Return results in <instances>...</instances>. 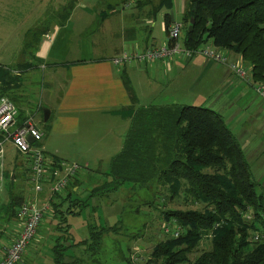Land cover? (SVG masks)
<instances>
[{"label":"trees","instance_id":"obj_1","mask_svg":"<svg viewBox=\"0 0 264 264\" xmlns=\"http://www.w3.org/2000/svg\"><path fill=\"white\" fill-rule=\"evenodd\" d=\"M188 2L183 14V45L198 49L211 41L215 47L239 55L251 67L255 82L264 83V0ZM172 5L171 0H161L153 13ZM68 13L66 7L61 15ZM192 19L195 23L190 32ZM165 20L167 32L172 18L166 14ZM33 66L29 60L14 68L0 65V98L12 99L21 87L22 75ZM127 88L130 90L128 82ZM23 117L20 110L19 125ZM105 175L111 180L96 188L97 194L132 184L165 189L171 202L184 195L185 200L201 205V209L162 211L167 224L181 227V233L156 243L143 264H264V193L258 192L246 153L220 113L190 105L137 108L124 147ZM4 179L9 181L10 192L6 204L0 205V221L19 219L23 190H16L15 174L4 172ZM73 187L52 200L54 217L62 215L59 230L66 223L60 207L71 202ZM73 205L66 212L79 214L81 210L72 209ZM66 228L68 232L69 226ZM117 230V226H89L88 249L97 253L103 235ZM205 240L210 247L200 250ZM66 249L60 243L54 246V264H78L66 262ZM127 262L136 264L131 259Z\"/></svg>","mask_w":264,"mask_h":264},{"label":"crops","instance_id":"obj_2","mask_svg":"<svg viewBox=\"0 0 264 264\" xmlns=\"http://www.w3.org/2000/svg\"><path fill=\"white\" fill-rule=\"evenodd\" d=\"M86 1L62 0L51 16H48L49 9L44 10V18H37V24L27 30L20 51L24 53L29 36L35 39V54L29 58L34 66L28 71L41 69L44 73V99L50 109L48 121L55 116L51 125L46 126L49 138L61 139L66 148L82 151L79 155L75 154L74 158L73 155L64 154L58 148L53 150L42 143L40 146L45 153L54 160L78 159L86 165L92 158L97 161L113 159L124 147L136 109L182 106L178 104L181 93L188 90V80L192 78L198 87L208 90L205 99L210 101L212 110L225 118L241 143L251 168L254 161L256 180L260 182L264 178V102L247 99L248 89L239 82V77L228 66L211 61L203 55L190 60L169 58L147 64L135 62L120 67L114 65L113 59L126 51L151 47V4L138 0L139 13L128 17L112 3H104V8L100 9L92 7L93 3L85 5ZM66 7L69 13L63 17L61 10ZM128 19L133 21L126 22ZM227 53L230 60L233 56L239 57L229 51ZM9 67L14 68L15 65ZM214 86L216 89H212ZM144 94L164 98L144 102ZM23 113V120L34 117L26 111ZM35 124L42 131L40 122ZM112 150L115 154L109 156L108 152ZM84 151L93 153V156H87ZM25 171L26 175L13 174L16 183L22 180L25 182L21 190L25 192L27 201L33 195L27 166ZM80 182V177L76 175L61 195H66L73 186L76 192ZM40 198L43 201L45 195ZM46 217L50 218L48 214ZM41 227L42 224L39 230ZM21 230L20 222L15 238ZM33 245L38 244L33 241ZM10 246L4 248L0 260Z\"/></svg>","mask_w":264,"mask_h":264},{"label":"rangeland","instance_id":"obj_3","mask_svg":"<svg viewBox=\"0 0 264 264\" xmlns=\"http://www.w3.org/2000/svg\"><path fill=\"white\" fill-rule=\"evenodd\" d=\"M61 1L0 0L1 65L16 66L29 60L34 53V46L36 45L35 40L31 36L27 39V43L32 42V46L25 50L24 53L21 54L20 52L24 45L25 34L28 33L27 30L37 24V18H44L42 16L44 10L49 9L50 13L48 16H51ZM137 1L87 0L85 5L93 3L92 7L95 6L102 9L104 8V3H112L123 15L130 17V15L139 13ZM160 1L144 0L145 3L150 2L151 12L154 11ZM171 2L173 4L171 9L165 6L161 11L153 13L151 47H159L167 43V35L165 33L166 13H170L173 22L183 24V13L188 7V0H171ZM133 20L136 21L135 18ZM133 20L128 19L126 22H132ZM184 37L185 30L182 29L181 41ZM205 45L215 47L211 41ZM222 52L225 55L229 54L225 50H222ZM231 58L232 61L242 64L247 69L250 77V66L240 56H233ZM43 74V70L41 69L24 73L22 75L21 87L16 91L14 97H11V100L19 110L32 114L35 123L40 122V127L44 134L41 144H47L53 150L58 148L62 153L73 155L76 158L75 154L79 155L82 151H73L71 150L72 148H66L65 143L61 139L49 138L46 126L51 125L55 116L49 122H45L44 120L45 112L50 111V109L46 106L47 103L44 99L46 86ZM239 82L248 89L247 99L250 101L254 100L257 103L262 101L254 89L256 82L253 77H250L249 81L240 79ZM187 87L188 90L181 93V101L178 104L211 109L210 101L206 100L208 97V90L206 88L198 87L196 81L192 78H189ZM212 89H216V86ZM142 98L145 102L148 99L154 100V98L160 101L164 97L154 94H144ZM3 150L5 173L15 172L19 176L25 173V166L28 168L26 156L20 154L9 141L4 142ZM85 153L89 157L93 156L91 152L87 151ZM108 153L109 156H113L115 151L112 150ZM65 160L69 163H76L81 167L77 173L81 179L79 189L74 192L71 202L69 200L64 203L63 207H60L65 212L63 216H65L66 223L63 224L62 230L57 229V224L61 220L62 215H58L56 218L52 212H49L50 218L46 217L43 220L42 227L39 230L40 233L34 238V241L38 245L34 246L35 244L33 245L32 243L19 264H54L55 254L53 248L59 243L61 246L67 248L65 251L66 262L76 261L78 264H128L127 259H131L136 264H143L148 260L153 246L169 237L164 232L163 227L167 222L164 220L162 211L169 209H201L200 204H193L191 200H185L184 195L172 202L168 201L166 199L169 195L168 191L156 189L155 187L144 189L134 187L132 184H125L117 190L97 194L94 190L111 180L104 173L108 172L112 159L108 158L104 161H97L92 158L87 165L78 161V159L65 158ZM253 163L254 161H252V172L256 179V170ZM24 183L23 180L18 181L16 183V190L23 189ZM258 184V192L264 193V178ZM9 187V181L5 179L2 183V192L0 194L1 206L5 205L9 198ZM23 193L25 192L23 191ZM71 203L75 204L72 206V209L81 210L79 214L74 215L66 212L70 208V205H72ZM81 203H84L83 207L79 206ZM17 209L19 211L20 208ZM0 222L1 254L4 248L10 246L12 240L15 238L20 220L12 219ZM67 225L69 226L68 232H66ZM89 226H117L118 230L105 233L100 250L97 253H92L88 249V245L91 243ZM82 242L87 243L84 244ZM209 247L210 242L205 240L200 250L208 249ZM200 253V251L197 252V254ZM194 258L195 255H192V259Z\"/></svg>","mask_w":264,"mask_h":264},{"label":"built area","instance_id":"obj_4","mask_svg":"<svg viewBox=\"0 0 264 264\" xmlns=\"http://www.w3.org/2000/svg\"><path fill=\"white\" fill-rule=\"evenodd\" d=\"M182 29V23L172 22L167 28L165 45L149 47L145 50L126 51L115 57L113 64L120 67L135 62L147 64L169 58L190 60L197 55H203L211 61L227 65L240 79L249 81L250 77H253L251 69L249 77L247 69L242 64L230 60L220 48L206 45L198 49L187 48L181 42ZM254 89L264 102V83L256 82ZM19 115V109L10 98H0V136L2 137L0 139V194L5 180L3 146L5 141H9L20 154L26 156L33 195L30 200L24 201L19 209L18 218L22 223V230L8 248L6 255L0 260V264H19L22 261L43 220L52 211L53 198L69 187L81 168L76 163L50 158L40 146L44 134L35 124L34 118L27 117L19 125ZM29 138L34 139V143H30ZM41 195H45L43 201H41ZM163 228L165 234L174 237H179L182 230L179 226L173 227L171 223L164 225ZM255 239L258 240L259 235Z\"/></svg>","mask_w":264,"mask_h":264},{"label":"water","instance_id":"obj_5","mask_svg":"<svg viewBox=\"0 0 264 264\" xmlns=\"http://www.w3.org/2000/svg\"><path fill=\"white\" fill-rule=\"evenodd\" d=\"M194 23H195V20L192 19V20H191V25H190V27H189V31H190V32L193 30ZM49 118H50V111H46V112H45L44 120H45V121H48ZM29 142H30V143H34V139L29 138Z\"/></svg>","mask_w":264,"mask_h":264}]
</instances>
